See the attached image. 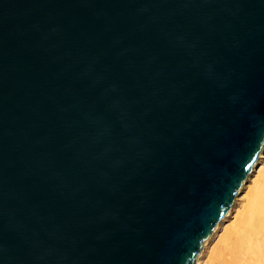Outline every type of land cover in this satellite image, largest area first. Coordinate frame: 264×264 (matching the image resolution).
I'll return each mask as SVG.
<instances>
[{
  "label": "water",
  "instance_id": "water-1",
  "mask_svg": "<svg viewBox=\"0 0 264 264\" xmlns=\"http://www.w3.org/2000/svg\"><path fill=\"white\" fill-rule=\"evenodd\" d=\"M264 147V0H0V264H198Z\"/></svg>",
  "mask_w": 264,
  "mask_h": 264
},
{
  "label": "bare ground",
  "instance_id": "bare-ground-1",
  "mask_svg": "<svg viewBox=\"0 0 264 264\" xmlns=\"http://www.w3.org/2000/svg\"><path fill=\"white\" fill-rule=\"evenodd\" d=\"M254 258L264 264V147L198 264H253Z\"/></svg>",
  "mask_w": 264,
  "mask_h": 264
},
{
  "label": "rangeland",
  "instance_id": "rangeland-1",
  "mask_svg": "<svg viewBox=\"0 0 264 264\" xmlns=\"http://www.w3.org/2000/svg\"><path fill=\"white\" fill-rule=\"evenodd\" d=\"M255 260H257V259H256V258H254V259L252 260V262H253V261L255 262V263L253 262V264H257V261H255ZM208 264H215V262L213 261V262H211V263H208Z\"/></svg>",
  "mask_w": 264,
  "mask_h": 264
}]
</instances>
